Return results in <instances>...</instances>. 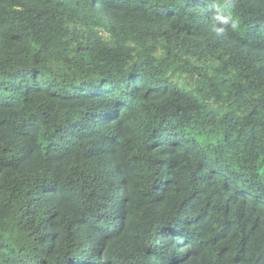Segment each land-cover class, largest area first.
I'll list each match as a JSON object with an SVG mask.
<instances>
[{
    "label": "trees",
    "instance_id": "16d2710c",
    "mask_svg": "<svg viewBox=\"0 0 264 264\" xmlns=\"http://www.w3.org/2000/svg\"><path fill=\"white\" fill-rule=\"evenodd\" d=\"M211 3L0 0V264H264V0Z\"/></svg>",
    "mask_w": 264,
    "mask_h": 264
},
{
    "label": "clouds",
    "instance_id": "9594fccd",
    "mask_svg": "<svg viewBox=\"0 0 264 264\" xmlns=\"http://www.w3.org/2000/svg\"><path fill=\"white\" fill-rule=\"evenodd\" d=\"M235 7V0H219V2L212 0L209 26L217 38L224 37L229 31L238 29Z\"/></svg>",
    "mask_w": 264,
    "mask_h": 264
}]
</instances>
